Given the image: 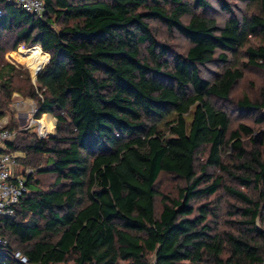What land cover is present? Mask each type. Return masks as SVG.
Returning <instances> with one entry per match:
<instances>
[{
  "label": "trees",
  "instance_id": "16d2710c",
  "mask_svg": "<svg viewBox=\"0 0 264 264\" xmlns=\"http://www.w3.org/2000/svg\"><path fill=\"white\" fill-rule=\"evenodd\" d=\"M240 1L256 13L219 26L194 11L210 8L206 0H43L41 17L0 0V55L6 43L13 51L39 45L49 55L35 86L17 87L19 70L0 66V106L17 93L35 103L34 118L55 120L54 135L21 143L16 134L7 144L32 172L14 217H0L7 242L0 264H264V228L256 226L264 222V132L252 136L244 125L229 132L228 114L209 102L227 100L243 70L226 68L212 80L199 73L217 52L227 62L239 51L244 67L264 73V0ZM149 21L184 37L186 53L159 42ZM237 106L259 112L264 93ZM228 146L231 164L223 161ZM161 174L183 182L176 198L156 190ZM43 176L53 179L46 189ZM224 176L255 188L256 199ZM220 187L241 205L228 211L223 231L210 201Z\"/></svg>",
  "mask_w": 264,
  "mask_h": 264
},
{
  "label": "rangeland",
  "instance_id": "374dc122",
  "mask_svg": "<svg viewBox=\"0 0 264 264\" xmlns=\"http://www.w3.org/2000/svg\"><path fill=\"white\" fill-rule=\"evenodd\" d=\"M206 1L210 5V8L206 9L205 11H200L199 9H195L194 11L203 16L212 18L219 26H222L224 22L229 18V16L236 17L240 22H242L244 19L256 13L255 5H251L240 0H224L230 7L231 14H228L227 12L221 10L217 0ZM188 18L189 16H184L182 18V21L187 22ZM149 25L154 37L159 42L165 43L169 47L171 52L180 54L186 53L190 44L184 37L174 31L168 30L164 25L156 21H149ZM249 39L250 44L256 46L259 44L261 38L251 37ZM17 53L18 55L23 56L25 58V61L18 59L17 56H15V54ZM218 54L219 52L214 55L212 61H210L209 63L199 66V73L202 78L212 80L217 73H220L224 69L230 67L241 68L243 70V77L234 84L227 100H221L212 97L209 98V102L214 107L222 109L228 114L230 119L229 132L235 130L240 125H244L252 131V136L259 135L261 132H264V109L260 110L259 112H245L244 110L240 111L237 104L238 101L241 100L244 96H246L250 101L261 99V94L264 93V73L252 67H244L243 63L245 62V58L243 52L241 51H239L237 54H226L227 62L218 60ZM44 55L48 54L44 53ZM6 64H10L19 70L20 75L15 80V85L17 87H21L25 83H31L35 86V80L33 78L34 73L28 66V60L26 55L24 54L22 46H18L17 50L13 51L10 47V44L6 43L4 52L0 55V66L2 67ZM0 95H2V93H0ZM1 100L2 99H0V101ZM4 100V103L0 106V112L2 114L0 117V127H6L8 129L10 128L11 130H14V139L17 134L19 138H23V140H21V143H25L28 141L27 139L31 135L37 138H47L54 135L55 120L52 116L47 114H45V116L49 125L52 126V135L42 136L39 134L37 121L41 119L42 115L38 119L32 117V107L36 106L33 101L17 93H13L9 99L4 98ZM1 102H3V100ZM192 112L193 108H191L185 115V122L187 125H189L190 123ZM259 116L262 117V122L257 121ZM31 119H33V121H31ZM160 129L163 132L166 131L162 126H160ZM241 139L244 143V146L246 148H250L249 138L242 136ZM260 149L264 153V144L260 147ZM205 152H207L206 149H200L198 151L197 158L201 163L204 161ZM13 153L18 158H21L23 156V153L20 152ZM35 159L36 158L32 159L33 162H36ZM29 160L31 161V157ZM44 160V157H41L38 163L43 166ZM223 161L226 164H231L233 162V151L229 146L226 148V153L223 157ZM18 162L21 163V159ZM18 169H20L24 173L30 171L32 172V168L27 166L26 164L19 165ZM207 171L218 173V171H214L212 168H208ZM223 180L225 185L239 188L250 197L256 199L257 190H255V188H243L239 186L235 180H232L227 176H224ZM52 181L53 179L49 176L39 177L40 185L44 189L49 187ZM181 187H183V182L180 179L169 174H161L158 177L156 183V190L158 192L173 198H176L178 196V191ZM159 200L160 198L156 199L157 207H159ZM210 201H212L213 204L219 209L217 230H229L230 227L228 224H226V221L229 220L227 213L228 211H231L234 206L240 207V203L232 197L228 196L224 192L222 187H220L217 193L210 198ZM256 226L259 229H263L264 222L261 223L259 220H256Z\"/></svg>",
  "mask_w": 264,
  "mask_h": 264
},
{
  "label": "built area",
  "instance_id": "2783aa9c",
  "mask_svg": "<svg viewBox=\"0 0 264 264\" xmlns=\"http://www.w3.org/2000/svg\"><path fill=\"white\" fill-rule=\"evenodd\" d=\"M7 4H13L23 11L41 17L44 12L43 0H3ZM23 48V47H22ZM37 107H32L34 114ZM33 121V119H31ZM15 136V131L6 127H0V217L13 218L14 207L19 203V199L26 192V175L30 172L24 173L18 169L17 157L14 153L7 151V144L12 142ZM6 240L0 236V248L5 247ZM15 257L19 258L21 262H25L23 257H19L15 253ZM149 264H155L152 259Z\"/></svg>",
  "mask_w": 264,
  "mask_h": 264
},
{
  "label": "bare ground",
  "instance_id": "6f19581e",
  "mask_svg": "<svg viewBox=\"0 0 264 264\" xmlns=\"http://www.w3.org/2000/svg\"><path fill=\"white\" fill-rule=\"evenodd\" d=\"M22 49L27 57L28 66L34 73L33 78H35V76H37L45 67L49 57H47L48 55H44V53L41 51L40 46L38 45H33L27 49L23 47ZM37 124L38 132L40 135H52V126L49 125L48 121L46 120V116H42L41 119L37 121Z\"/></svg>",
  "mask_w": 264,
  "mask_h": 264
},
{
  "label": "water",
  "instance_id": "95a60500",
  "mask_svg": "<svg viewBox=\"0 0 264 264\" xmlns=\"http://www.w3.org/2000/svg\"><path fill=\"white\" fill-rule=\"evenodd\" d=\"M48 59H49V58H48ZM47 62H48V61H47ZM38 75H39V74H38ZM38 75H37V76H38ZM37 76H35L34 80H36V77H37Z\"/></svg>",
  "mask_w": 264,
  "mask_h": 264
},
{
  "label": "crops",
  "instance_id": "0c3cea01",
  "mask_svg": "<svg viewBox=\"0 0 264 264\" xmlns=\"http://www.w3.org/2000/svg\"><path fill=\"white\" fill-rule=\"evenodd\" d=\"M39 46V45H38ZM42 116H45V115H42Z\"/></svg>",
  "mask_w": 264,
  "mask_h": 264
}]
</instances>
